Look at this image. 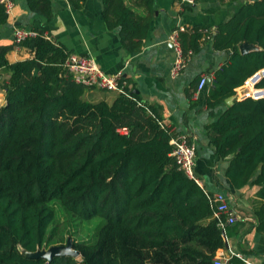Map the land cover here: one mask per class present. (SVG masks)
Masks as SVG:
<instances>
[{"label": "trees", "instance_id": "16d2710c", "mask_svg": "<svg viewBox=\"0 0 264 264\" xmlns=\"http://www.w3.org/2000/svg\"><path fill=\"white\" fill-rule=\"evenodd\" d=\"M67 1L79 12L87 0ZM137 2L147 15L125 0H103L107 28L119 31L128 54L142 50L154 13L152 0ZM231 2L237 11L211 38L215 50L231 54L215 72L210 108L264 69V0ZM28 5L51 21L50 0ZM8 19L0 3V26ZM201 29L179 32L185 59L206 39ZM243 43L255 49L242 54ZM19 46L33 58L10 63L11 46H0V79L10 74L7 103L0 108V264H215L225 237L240 225L224 231L206 191L179 169L170 144L174 135L159 109L126 89L112 104L91 103L84 98L89 89L64 67L68 54L62 47L42 32ZM207 132L214 156L230 158L226 178L232 187L256 186L264 201V100L235 101ZM56 202L80 220H104L95 243L73 242L81 260L28 256L56 246ZM255 217L264 233V208ZM243 254L227 264H247Z\"/></svg>", "mask_w": 264, "mask_h": 264}, {"label": "crops", "instance_id": "0c3cea01", "mask_svg": "<svg viewBox=\"0 0 264 264\" xmlns=\"http://www.w3.org/2000/svg\"><path fill=\"white\" fill-rule=\"evenodd\" d=\"M51 21L29 9L28 0H12L13 8L6 25L0 26V46H11L7 59L10 63L33 58L27 48L15 44V28L42 32L46 39L62 47L66 54L91 57L107 75L121 74L125 89L137 95L141 102L159 109L163 124L174 135L187 134L196 144L195 173L200 186L208 193H223L232 202L240 221L237 234L226 237L228 249H220L216 258L228 260L232 255L243 257L247 264H264V233L256 229V211L264 208L257 197L258 187L236 190L226 178L230 158L219 160L214 156L207 127L230 106V101L214 108L208 106L215 72L230 58V51H218L211 39L201 40L197 52L189 51L185 65L175 75L173 67L176 52L170 37L177 32L207 28L217 33L218 27L229 21L239 6L231 0H199L185 5L180 0H152L153 18L139 53L128 54L122 48L119 31L109 30L104 21L103 0H87L81 11H74L67 0H50ZM133 11L147 15L148 8L137 0H125ZM212 81L201 92L196 87L201 75ZM10 74L0 79V108L5 106ZM116 91L87 90L85 100L91 103L106 101L112 104L119 96ZM235 101H240L236 99ZM234 101V103H235ZM233 228V227H229Z\"/></svg>", "mask_w": 264, "mask_h": 264}, {"label": "built area", "instance_id": "2783aa9c", "mask_svg": "<svg viewBox=\"0 0 264 264\" xmlns=\"http://www.w3.org/2000/svg\"><path fill=\"white\" fill-rule=\"evenodd\" d=\"M182 4L191 5L199 0H180ZM4 5L8 14L12 12V0H0ZM201 32L206 39H211L215 33L209 29L203 28ZM179 32L172 34L170 43L176 52V61L173 67V73L177 75L185 65V57L182 51V46L178 38ZM39 36V32L33 29L15 28L14 40L16 45L22 44L28 39H33ZM68 74L72 80L79 85L86 87L89 90L99 89L104 91H116L124 93L125 85L122 75L116 74L114 76L107 75L98 64L88 56L69 54L64 63ZM264 78V69L255 73L250 77L244 85L236 89V99L244 100L251 98L253 100H264V87H258L259 83ZM209 76L203 74L200 76L197 90L199 93L206 88L209 81ZM173 147L172 157L175 158L176 163L181 171H183L190 179L194 180L200 185V181L195 173V159H196V144L187 134H180L174 136L170 142ZM212 207L214 208V217L219 220L220 227L225 231L226 228L232 227L240 221L236 210L234 209L230 198L223 193L211 194L206 192ZM226 239V237H225ZM228 260L215 258V264H227Z\"/></svg>", "mask_w": 264, "mask_h": 264}, {"label": "rangeland", "instance_id": "374dc122", "mask_svg": "<svg viewBox=\"0 0 264 264\" xmlns=\"http://www.w3.org/2000/svg\"><path fill=\"white\" fill-rule=\"evenodd\" d=\"M56 210L57 221L52 227L56 230L55 247L67 246L70 244L73 249V242H83L93 244L96 242L97 230L104 224L102 218H95L90 221L80 220L70 212H67L63 206L56 202L54 203ZM49 250H45L48 252ZM44 250L40 251L43 253ZM81 260V256L76 257Z\"/></svg>", "mask_w": 264, "mask_h": 264}, {"label": "water", "instance_id": "95a60500", "mask_svg": "<svg viewBox=\"0 0 264 264\" xmlns=\"http://www.w3.org/2000/svg\"><path fill=\"white\" fill-rule=\"evenodd\" d=\"M248 1L255 2L258 0H248ZM253 49H255V47L253 45L248 44V43H243L240 46V51L242 54H246ZM37 73H38V69L35 70L34 75H37ZM208 83L211 84L212 81L209 79ZM227 100L230 101V104H231L230 106H232L234 104V101L236 100V96L234 95V96L228 98ZM225 247L228 249V243L227 242H226ZM48 250H49L48 252H45V250H44L43 253H40V251H37L36 253H30V254H28V256L31 258L43 257V258H46L48 260H51L53 257L72 256V257L76 258L80 255V253L78 251L72 249L70 244H67V246H61V247L53 246V247L49 248Z\"/></svg>", "mask_w": 264, "mask_h": 264}]
</instances>
